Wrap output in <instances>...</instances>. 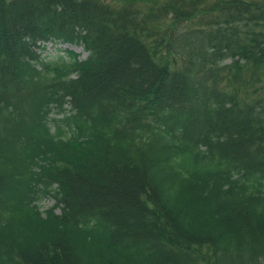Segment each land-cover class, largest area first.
<instances>
[{
  "label": "trees",
  "instance_id": "1",
  "mask_svg": "<svg viewBox=\"0 0 264 264\" xmlns=\"http://www.w3.org/2000/svg\"><path fill=\"white\" fill-rule=\"evenodd\" d=\"M0 264H264V0H0Z\"/></svg>",
  "mask_w": 264,
  "mask_h": 264
},
{
  "label": "rangeland",
  "instance_id": "2",
  "mask_svg": "<svg viewBox=\"0 0 264 264\" xmlns=\"http://www.w3.org/2000/svg\"><path fill=\"white\" fill-rule=\"evenodd\" d=\"M43 53L42 57L46 61H51L55 62L58 58H63L64 60H69V55H67V51H73L76 54L80 55V59L84 60L87 58V53L85 52L83 47H77V46H70V45H65L62 43H48V44H43ZM66 109L69 111V106H66ZM63 114L58 107H54L52 109V114L50 116L51 119H61L63 118ZM53 200L49 198H45L41 202V206L43 208H48L53 205Z\"/></svg>",
  "mask_w": 264,
  "mask_h": 264
}]
</instances>
